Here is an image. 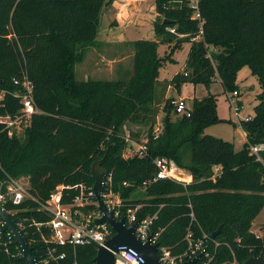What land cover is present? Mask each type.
<instances>
[{
  "label": "trees",
  "instance_id": "obj_1",
  "mask_svg": "<svg viewBox=\"0 0 264 264\" xmlns=\"http://www.w3.org/2000/svg\"><path fill=\"white\" fill-rule=\"evenodd\" d=\"M113 1L0 0V117L17 118L25 81L33 85L39 110L23 138L16 133L10 137L0 122V180L28 178L31 194L42 203L64 185L63 203L71 204L79 194L75 186H94L91 170L97 163L112 176L106 191L111 188L126 205H142L139 220L158 215L152 232L160 233V245L174 255L186 253L191 230L196 240L208 235L209 250L218 242L210 264H244L253 256L264 257V239L251 230L264 207V150L262 161L251 151L264 145V0H200L198 19L188 0H155L161 16L154 21L157 39L132 43L134 75L128 81H79L76 66L88 49L101 47L97 39L101 14ZM174 42L178 48L190 44L183 71L167 82L179 92L184 83L208 86L218 77L225 93H232L240 88L236 78L243 66L257 77L259 102L255 116L241 121L247 134L242 149L206 134L220 121L214 95L194 101L189 114L177 120L171 118L172 100L167 101L164 131L154 138L155 123L147 122L152 120L151 106L164 65L158 49ZM129 122L150 125L144 156L124 157ZM162 157L192 173L193 183L160 180L143 187L156 174L154 161ZM216 168L220 170L215 176ZM95 203L92 198L90 204L73 208V213L78 211L76 219L87 222L98 213ZM4 210L11 218H20V230L39 264L47 260V264H96V244L46 242L50 236L46 224L52 217L38 203L8 204ZM90 225L94 226L93 220ZM221 226L222 232L211 239L210 230ZM20 253L14 237L0 232V264H27Z\"/></svg>",
  "mask_w": 264,
  "mask_h": 264
},
{
  "label": "built area",
  "instance_id": "obj_2",
  "mask_svg": "<svg viewBox=\"0 0 264 264\" xmlns=\"http://www.w3.org/2000/svg\"><path fill=\"white\" fill-rule=\"evenodd\" d=\"M188 6L194 11V18H200L199 4L200 0H188ZM175 32V30H171ZM182 37V36H181ZM24 92L22 93V109L19 112L15 120H11L10 117H0V122L6 124L9 130V136L13 137L15 134V127L19 124L22 118L31 119L36 113H39L38 108L35 105L33 99V85L30 81L23 83ZM241 93L236 90L232 93H227V99L232 106L233 114L240 118V112L243 109V105L240 101ZM175 106V113L177 115L189 114V107L185 100H179L173 102ZM248 118L246 120H250ZM164 131V126L159 125L154 131V138L157 139ZM129 142V147L124 153L125 158H132L136 155L144 156L147 151L146 143L144 141L135 150L134 143L130 136L126 137ZM264 150V145L254 146L251 151L257 156V160L262 161L260 152ZM156 174L154 177L143 183V187H148L152 183H156L160 180H171L187 186L193 183L194 177L192 173L178 166L173 160L162 157L157 158L155 161ZM220 168H216V175L219 174ZM218 172V173H217ZM27 178H13L6 176L4 180H0V209L5 212V207L8 204L13 206H20L27 201H34L39 204L42 211L51 215V221L46 224V227L50 231V236L46 239L47 243H53L57 246H80L88 244H96L98 250L100 247L105 246L106 242L112 238L111 231L108 225H95V221L102 217L100 211L95 215L89 216L87 222H79L76 219L78 211L73 213V208L84 207L91 203L92 198H96V194L92 188L81 184L75 186L74 189L79 191V194L73 200L71 204L63 203V192L66 189L64 185L58 186L53 192L50 199L44 203L40 202L38 198L33 196L30 192V181ZM112 176L107 174L104 182V190L101 193L103 200L109 211H111L114 217L120 221L126 219L127 227H132L138 223L136 229V236L139 240L146 242L148 238H151L153 244H159L158 256L163 264H184L187 261H191L198 256L202 255L197 264H210L212 261V255L209 251V246L206 244L208 235L204 234L202 239L196 240L193 231L189 230L186 240L189 243V248L186 253L182 255H174L169 247L161 246L159 243L160 233L152 232V225L158 219V215L139 220L137 218V212L141 209L142 205L132 207L124 204L119 194H116L111 188L106 187L111 184ZM71 188V187H68ZM96 206L99 209V205L96 199ZM191 207V205H190ZM192 221H195V215L192 212L190 214ZM94 221V226L90 225V221ZM4 225V222H0V232ZM39 228L43 227V224H36ZM21 226L20 222L18 227ZM20 229V227H19ZM10 234V233H9ZM11 235V234H10ZM257 235V234H256ZM12 236V235H11ZM13 237V236H12ZM258 238H262L257 235ZM65 254L60 256L61 259L65 258ZM203 261V262H202ZM48 260L44 264H47ZM116 264H145V260L134 250L125 248L120 249L115 253Z\"/></svg>",
  "mask_w": 264,
  "mask_h": 264
},
{
  "label": "rangeland",
  "instance_id": "obj_3",
  "mask_svg": "<svg viewBox=\"0 0 264 264\" xmlns=\"http://www.w3.org/2000/svg\"><path fill=\"white\" fill-rule=\"evenodd\" d=\"M140 1L141 0H137L134 4L140 7ZM115 2L116 0L104 7L99 25V38H105L107 34L109 37L106 36V41L103 42L104 46L88 49L84 61L76 66V75L79 81L89 79L107 81H118L123 79L128 81L130 76L134 75V47L132 43L144 40V38L147 39L149 35L152 36L150 32L152 29V32L154 31V22L152 23L148 19H146L145 22L131 24L128 27H123L121 30H117L116 28L119 27L120 22L115 15V11L117 12ZM145 14L146 16L149 15L151 19L155 18L154 21L161 17L155 9V0L146 1V4L141 10V15ZM123 32L126 38H122ZM128 41L132 43L130 44ZM176 44V42L168 45L163 44L158 49V57L163 60L164 65L159 71V83L156 85V98L151 106L153 109L152 120L147 123H155L154 131L159 125L164 123L167 116L166 112H168L169 109V107L166 106L167 101L172 100L173 104L174 101L185 100L187 106L191 108L194 101H200L209 95H214L217 97L218 101L217 112L220 121L210 126L206 130V134L233 143L236 150L242 149L245 141V131L241 126V121L242 119L255 116V106L259 102L258 94L261 92V86L257 77L253 75L252 71L247 66L241 67L237 73L236 84L242 90L240 101L244 106L240 112V118H237L233 114L232 106L227 99V94L218 77L208 86L204 84L194 85L189 82L184 83L181 86L180 92L171 85L166 95L167 82H170L176 74L182 72L190 50L189 43H182L179 48ZM220 50V47H211V51L216 52ZM179 117L180 115H177L174 110L171 112V118L173 120H177ZM30 123L31 119L27 117L22 118L19 124L14 128L16 135L23 138L24 131L30 126ZM133 123L129 122L127 124L126 135L127 137L130 136L132 139L136 150L141 143L147 141L150 125ZM135 135L137 136L135 137ZM26 180L28 181V178ZM251 230L254 234L264 239V207L254 220ZM213 245L214 248L211 247L209 250L211 255L214 254V249L218 246V242ZM20 254L22 257V251Z\"/></svg>",
  "mask_w": 264,
  "mask_h": 264
},
{
  "label": "water",
  "instance_id": "obj_4",
  "mask_svg": "<svg viewBox=\"0 0 264 264\" xmlns=\"http://www.w3.org/2000/svg\"><path fill=\"white\" fill-rule=\"evenodd\" d=\"M107 174V170L98 166L97 163L92 166L91 176L95 179L93 190L96 194L99 211L102 214V217L95 221V225H108L115 232V235L106 242L105 246L100 247L95 263L116 264L115 253L119 252L120 249L125 248L126 250L132 249L136 251L145 260V264H163L158 256L159 244H153L151 238H148L146 242L137 238L136 229L138 223L134 224L132 227H127L125 218L118 221L114 217L113 213L108 210L105 201L101 196V193L104 190V182ZM0 218L4 222L1 233L9 232L14 237L16 245L23 253L21 260L27 264H39L33 255L32 248L28 243L27 237L18 227L20 218L12 219L1 209ZM222 228L223 227L221 226L215 232L210 230V238L215 239L222 232ZM201 257L202 255L191 261H187L184 264H197ZM244 264H264V257L253 256Z\"/></svg>",
  "mask_w": 264,
  "mask_h": 264
},
{
  "label": "crops",
  "instance_id": "obj_5",
  "mask_svg": "<svg viewBox=\"0 0 264 264\" xmlns=\"http://www.w3.org/2000/svg\"><path fill=\"white\" fill-rule=\"evenodd\" d=\"M137 0H116V2H115V4H116V9H117V12L115 11V15H116V18L117 19H119V27H117L116 29L117 30H121V29H123V27H125V26H129V25H131V24H135V23H142V22H145L146 21V19H148L150 22H154V19L155 18H153V19H151V18H149V15L148 16H146V14L145 15H141V10H142V8H143V6L146 4V1H148V0H141L140 2H141V4H140V7H137L134 3L136 2ZM134 7H136V8H134ZM136 9V10H134V9ZM156 9V8H155ZM114 15V16H115ZM129 20V21H128ZM147 20V21H148ZM154 24V23H153ZM126 27V28H127ZM125 28V29H126ZM153 30V29H152ZM152 30H151V32L150 33H152V36H150L149 35V38H147L148 40H155L156 38H155V32L153 31L152 32ZM117 32H119V31H117ZM125 32V31H124ZM124 32H123V36H122V38H126L125 37V35H124ZM120 33V32H119ZM118 33V34H119ZM99 36L100 35H98V37H97V39H98V41L99 42H101V47L102 46H104L103 44V42L104 41H106V39L105 38H107V37H109V35L107 34L106 36H105V38H99ZM144 39H146V38H144ZM128 42H130V41H128ZM130 43H132V42H130ZM184 69V68H183ZM183 71V70H182ZM170 87H171V85H167V89L166 88H164V89H166V95H167V93H168V91H169V89H170ZM239 92L241 93V95H242V90H241V88H239ZM260 93V92H259ZM167 97V96H166ZM243 105V104H242ZM243 108H244V106H243ZM242 120H244V119H242ZM246 141H247V134L245 133V141H244V144L246 143Z\"/></svg>",
  "mask_w": 264,
  "mask_h": 264
}]
</instances>
